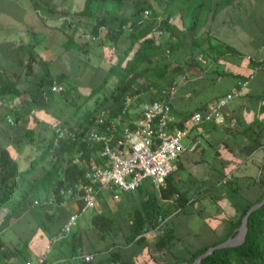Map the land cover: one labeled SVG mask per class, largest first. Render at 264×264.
Listing matches in <instances>:
<instances>
[{
    "label": "crops",
    "instance_id": "1",
    "mask_svg": "<svg viewBox=\"0 0 264 264\" xmlns=\"http://www.w3.org/2000/svg\"><path fill=\"white\" fill-rule=\"evenodd\" d=\"M155 1L147 0L156 16L169 18L175 33L167 47L152 56L149 63H143L142 68L168 62L165 71H175L163 79L162 85L170 77L185 76L171 101L174 125L179 126L191 113L207 108L232 91L238 78L253 73L240 94L224 108L227 119L233 116L236 123L232 126L229 122L207 121L193 127L191 136L184 138V144L192 136L199 143L194 150L179 155L178 169L170 174L171 184L185 199L180 212L173 214L171 198H161L160 190L149 179L132 191L118 192V199L103 192L92 215L100 212L98 206L104 200L114 230L102 232L92 225V215L86 221L82 214L70 236L51 246L48 264H115L113 253L119 256L118 262L125 264H166L187 256L188 251L213 246L236 234L237 227L233 225L242 209L264 195V61L262 68L253 72V60L261 58L264 46V0H204L197 14L198 0H174L166 8ZM83 3L84 0H0V81L8 83L7 92L0 94V150L9 153L18 171L28 168L30 161L43 151L56 124L78 125L92 104L93 98L89 99L88 94L100 83L84 81L91 57L99 59L103 55L109 63L114 62L128 46L124 37L114 44L105 42V48L97 45V38L89 40L84 26L90 22L78 14ZM132 3L133 0H126V10L132 8ZM49 7H55L58 14L50 13ZM63 11L65 15L60 13ZM194 15L197 20L192 26ZM167 37L161 36V42ZM140 78L142 82L144 79ZM114 81L111 79L110 84ZM49 85L60 90L47 92ZM140 94L130 101L128 117L132 119L152 97L148 90ZM7 116L13 119L12 124ZM83 125L88 127L91 121ZM92 161L91 157L89 163ZM52 163L49 152L26 178L38 180ZM61 164L64 167V161ZM62 172L55 170L39 182L32 191L37 194L29 197L27 208L0 231V247L8 252L5 256L0 254V264H23L42 254L49 237L77 209L78 204L73 201L50 208L42 204L52 198L61 200L56 199L53 188ZM14 193L18 194V189ZM152 197L168 211L165 226L172 228L179 240L172 245V254L160 259L152 249L159 236L157 229L142 233L147 245L140 253L137 246L135 249L124 242L133 210L147 206L148 201H144ZM35 200L39 203L34 204ZM7 208H0V219ZM38 210L52 215L51 223L46 221L42 227ZM198 237L201 242L194 243ZM84 254H91V259L85 261Z\"/></svg>",
    "mask_w": 264,
    "mask_h": 264
},
{
    "label": "trees",
    "instance_id": "2",
    "mask_svg": "<svg viewBox=\"0 0 264 264\" xmlns=\"http://www.w3.org/2000/svg\"><path fill=\"white\" fill-rule=\"evenodd\" d=\"M159 1L164 8L174 2V0ZM203 3L204 0L197 1L195 14L201 10ZM125 7L126 0H84L83 7L78 12L80 16H83L90 22L87 30L89 40L91 38L98 39L101 29H104L105 40L114 44L124 37L128 41V46L125 47L122 54L114 62L109 63L100 84L89 92L88 98H93L92 104L87 106L83 118L80 119L78 124L83 129L87 127L83 123L87 122L90 116L98 109L106 106L111 113H115L121 108L126 97L140 93L142 90H149V86L160 89L174 79L170 77L169 81L162 85L163 79L175 71V69L165 71L168 68V62L162 61L153 67L142 68L143 63H149L152 56L159 54L163 47H167V43H170L169 39L175 33L174 25L169 22L168 17L162 18L158 22L154 8L147 0H134L130 10H126ZM145 9H149L151 12L148 19L143 18V11ZM48 11L52 14H58L55 7H49ZM60 13L65 15L64 11ZM194 17L196 18L192 22V26L196 23L197 15H194ZM156 25L162 30V36L165 34L168 36L163 43L153 33V28ZM68 43L70 44V40H68ZM175 68L178 69V67ZM140 77L144 79L142 82L139 81ZM111 79H115L114 84L106 90V85ZM0 82V94H3L8 90L6 88L8 86H5L8 83L4 81ZM45 89L47 92H52V85L47 86ZM152 95L154 97V94ZM54 140L55 133L53 132V135L45 141L43 151L30 161L28 168L22 171L17 170L15 162L6 150H0V208L5 206L9 208L0 219V231L9 224L11 219L18 217L27 208L28 203L31 201L29 200L30 194L35 186L39 182L46 180L52 175V172L55 170L59 171L60 169L63 171L62 177L56 180L53 188V192L58 200L61 198L60 190L73 185L82 176L91 157L93 161H98L97 146H80L69 137L60 138L56 143H54ZM49 152L53 155L51 169H48L36 181L27 179L26 175ZM79 152H81L80 155ZM75 157H78L82 161L81 165L73 162ZM63 161L64 167L61 164ZM16 189H18L19 196L16 201H12ZM175 192L177 191L171 184V175H169L167 177V188L160 190V197L169 199ZM147 201V206L145 205L141 209L135 208L133 210L129 233L124 236L126 244H131L135 249L137 246V253L142 252L147 245L142 233L149 229H157L158 218L160 216L166 217L168 213L166 209L164 211L161 205H158L153 197L152 200L148 199L144 202ZM102 202L105 204L104 200ZM184 202L185 199L179 193L177 203L183 207ZM251 205V203H248L242 209L233 227L240 225L243 215ZM38 211L37 218L42 227L46 225V221H50L49 223H51L52 215L48 214L45 210ZM112 221L113 219L109 210L108 212L95 213L91 217L92 225L105 233L114 230ZM247 227L245 240L241 244L215 249L213 253L203 257L198 264H264V204L250 212ZM161 229L162 232L159 233L155 247L162 255L167 253L172 254L171 247L179 240L172 228L163 225ZM208 247L202 246L193 251H188L187 256L175 258L172 262L166 264H177L185 261L192 263ZM7 253L6 250L0 251L2 256L7 255ZM113 259L115 264H125L118 262L119 256L115 253H113Z\"/></svg>",
    "mask_w": 264,
    "mask_h": 264
},
{
    "label": "built area",
    "instance_id": "3",
    "mask_svg": "<svg viewBox=\"0 0 264 264\" xmlns=\"http://www.w3.org/2000/svg\"><path fill=\"white\" fill-rule=\"evenodd\" d=\"M150 15L149 9L143 11L144 19H148ZM161 19L160 16H156L158 22ZM153 33L158 38L162 36V30L158 25L153 28ZM253 61V72L262 68L264 46L261 58ZM184 77L180 75L179 79L174 78L160 89L149 86L148 91L154 94V97L152 95L142 105L135 119L128 117V110L131 99L139 98L141 92L126 97L121 108L115 113H111L106 106L98 109L90 116L91 125L85 129L80 125L54 126V143L60 138L69 137L80 146H97L98 161L90 162L73 185L60 190L59 202L53 198L42 202L50 208L55 204L63 205L67 201H73L78 207L68 215L60 230L49 237L43 253L30 257L23 264H48L47 254L51 246L70 236L78 218L96 205L101 193L107 192L112 198L118 199V192L132 191L146 179H149L156 189H166L167 177L178 169L179 155L185 150H194L199 143L198 138L193 136L187 144L183 142L184 138L191 136L193 127L207 121L219 124L229 122L230 125H235L236 118L231 116L227 119L224 108L229 101L240 94L241 89L253 78V73L238 78L232 91L217 98L207 108L191 113L179 126H176L171 116V101L179 81ZM52 89L59 91L60 87L53 86ZM7 121L11 124L14 122L10 116H7ZM73 162L82 164L78 157L74 158ZM228 178L225 177L223 181ZM170 198L174 203L173 214L180 212L182 206L177 203L179 193H173ZM38 203L39 201H34V204ZM166 220L165 217L158 218L159 233L162 232L161 227ZM83 259L89 261L91 254H84Z\"/></svg>",
    "mask_w": 264,
    "mask_h": 264
},
{
    "label": "rangeland",
    "instance_id": "4",
    "mask_svg": "<svg viewBox=\"0 0 264 264\" xmlns=\"http://www.w3.org/2000/svg\"><path fill=\"white\" fill-rule=\"evenodd\" d=\"M134 1V0H133ZM153 3L156 2L155 0H152ZM160 3V1H159ZM88 20L85 19V22H87ZM90 23L89 24H86L85 23V26L84 28L88 30V27H89ZM101 33V37L100 39H96L97 41L100 40V43H98L97 45H104L105 42H107V40L104 39V34H105V31L104 29H101L100 31ZM108 43V42H107ZM111 44V43H109ZM103 48H105V45L103 46ZM98 57V56H97ZM108 66H109V60L107 58H104V56H99V59L98 58H93L91 57L90 59V62L86 64V70H85V79L84 81H86V79L88 81H90V83L92 85H95V84H98L102 81V78L104 76V74L106 73L107 69H108ZM140 80H143V78H140ZM112 85L110 84V81L107 83L106 85V90L109 89V87H111ZM79 89H82V86H80ZM76 158V157H75ZM37 194L36 191H34L31 195H30V198H33L34 195ZM18 194L14 193L13 195V200L12 201H16L18 199ZM106 205V206H104ZM99 211L100 212H108L109 208H108V205L107 204H103V202H100L99 206ZM9 210V208H7ZM108 209V210H107ZM110 212V211H109ZM93 213V208H90L88 209L86 212L83 213V219L86 221L89 220L90 216L92 215ZM111 214V213H110ZM112 216V215H111ZM162 218H164V216H162ZM165 225V224H164ZM120 229V228H118ZM118 229H116L118 231ZM200 243V237L198 238H194V243ZM120 243V242H119ZM183 247H180V249L182 250ZM153 249V252L155 253L154 255L160 259L162 257V254L160 251H158V249L155 247V244H154V248ZM4 249H0V251L2 252ZM153 255V256H154ZM160 255V256H159ZM154 256V257H155ZM155 257V258H156Z\"/></svg>",
    "mask_w": 264,
    "mask_h": 264
},
{
    "label": "water",
    "instance_id": "5",
    "mask_svg": "<svg viewBox=\"0 0 264 264\" xmlns=\"http://www.w3.org/2000/svg\"><path fill=\"white\" fill-rule=\"evenodd\" d=\"M262 204H264V195L261 198L260 201H258L257 203L251 205L247 211L245 212V214L243 215L242 219H241V223L240 225L237 227V232L236 234H234L233 236L228 237L227 239L213 245L210 246L206 249V251H204L202 254H200L198 257H196V259L192 262H179L177 264H198L199 261L205 257L208 254L213 253V251L215 249H219V248H223V247H232V246H236L241 244L244 240H245V235L247 232V222H248V216L250 214L251 211H253L254 209H257L258 207H260Z\"/></svg>",
    "mask_w": 264,
    "mask_h": 264
}]
</instances>
